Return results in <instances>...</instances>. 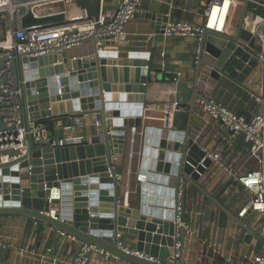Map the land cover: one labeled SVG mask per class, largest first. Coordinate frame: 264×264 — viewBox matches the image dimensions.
Wrapping results in <instances>:
<instances>
[{
  "label": "water",
  "instance_id": "1",
  "mask_svg": "<svg viewBox=\"0 0 264 264\" xmlns=\"http://www.w3.org/2000/svg\"><path fill=\"white\" fill-rule=\"evenodd\" d=\"M150 2L157 4L156 0H141L134 17L157 18L161 24L156 29L164 27L170 18V4L157 11L148 10ZM75 4L89 16L97 17L99 0H76ZM250 5V0H244L233 32L217 33L204 28L189 41L186 79L191 95L184 130L142 125L144 92L151 80L147 54L137 58L136 53L118 51L115 43L104 37H99L97 46L92 34L81 46L60 54L35 58L0 56V71L9 61L14 75L13 84L3 77L0 86L20 88L15 98L30 120L95 114L101 121L92 143L53 148L35 147L30 142L28 155L0 165V217L44 224L128 264H178L176 244L181 233L174 224L173 207L178 188L186 181L241 228L258 237L250 228L255 211L238 217L198 184L211 161L190 136L197 100H207L222 78L245 87L244 82L257 65L259 47H252L253 34L245 28ZM63 17L34 18L27 11L20 25L26 28L55 23ZM4 24L1 18L0 27ZM107 46H113V51L107 53ZM10 96V90L0 87V97ZM5 105L0 101V130L1 108ZM235 113L247 121L251 118L240 110ZM129 128L143 129V146L137 202L125 208L120 203L117 176ZM52 189L59 191V199L49 200ZM120 232L136 235L135 251L118 245Z\"/></svg>",
  "mask_w": 264,
  "mask_h": 264
},
{
  "label": "crops",
  "instance_id": "2",
  "mask_svg": "<svg viewBox=\"0 0 264 264\" xmlns=\"http://www.w3.org/2000/svg\"><path fill=\"white\" fill-rule=\"evenodd\" d=\"M207 1L156 0L157 4L150 2L147 8L158 11L163 5L170 4L169 20L199 21ZM243 2L244 0H237L235 3L228 21L227 31L235 30ZM245 20V28L253 34L255 26L263 18L248 11ZM160 24L161 20L157 18L150 20L140 16L133 17L125 26V36L118 42H114L118 51L136 53L138 54L137 58L140 54H147L145 60L148 61L151 80L146 85L144 92L143 127L163 128L161 117L164 104L175 98L181 104V112H184L185 104L188 103L191 95V86L186 79L190 64V39L165 38L161 35L150 36L156 32V28ZM107 47V53L113 51V49L110 50L113 46ZM252 47L255 49L258 47L255 40ZM173 74H176V77ZM181 77H185V79L181 80ZM262 78L263 71L257 64L244 82L245 87L222 78L216 84L210 98L219 101L234 112L240 110L248 116H252L261 109L260 105H255L251 96L256 93L255 85ZM174 89L176 90L175 94ZM82 119L83 126L74 128L66 135H86L93 138L101 125L99 116L86 114L82 116ZM95 121L99 122L98 126L95 125ZM57 131L55 130L54 135H51L47 130L45 134L46 136H63V131L60 130V134ZM190 136L208 152H217L222 149L224 167L212 166L208 168L202 174L198 184L218 201L221 199L223 201L221 203L237 215L249 198V194L233 179V174L243 173L259 166L256 160L250 156L248 146L240 136H234L220 122L207 120L197 102L190 123ZM125 140L119 176V199L126 208L133 207L137 202L139 186L137 176L143 146V129L129 128ZM183 188V218L190 227L199 230V236L190 238L184 235L180 236L178 240L180 246L177 250L178 264H224L226 256L235 255L239 260H242L250 253L261 252L264 237L253 228V222L250 224V228L258 237L250 235L225 213L226 217H222L220 215L222 211L190 183L185 181ZM204 240L218 243V248L223 255H213L211 250L202 243ZM119 241L123 247L135 251L136 235L120 232ZM144 243L146 244V242ZM0 244L8 246L7 248L0 246V264H50L49 259L52 256L62 260L73 258L81 242L71 237L60 236L55 229L33 220L20 217H0ZM10 245L12 247H9ZM25 247L34 249L36 254L20 255L19 249ZM47 249L51 250L50 257L41 260L37 254L45 255ZM91 258L92 264H128L118 259H106L97 252L92 253Z\"/></svg>",
  "mask_w": 264,
  "mask_h": 264
},
{
  "label": "built area",
  "instance_id": "3",
  "mask_svg": "<svg viewBox=\"0 0 264 264\" xmlns=\"http://www.w3.org/2000/svg\"><path fill=\"white\" fill-rule=\"evenodd\" d=\"M75 1L0 0V19H3V14H6L10 22L9 28L3 29V31L0 29L3 35V40L0 42V56L13 55L16 57L17 55H24L26 58H35L49 54H60L81 46L83 41L92 34L96 37L97 46L100 45L99 37H104L109 42H118L120 38L125 36V26L138 12L141 0H99L97 17L89 16L85 9L79 7L76 11L78 13L74 14L75 12L71 11L70 5H76ZM236 2L237 0H208L201 12L199 21L168 20L164 27L157 29L150 36L161 35L165 38L177 37L191 40L200 35L204 28L217 33L226 32ZM107 4H110L111 7H107ZM250 4L256 8L264 9V0H250ZM27 11H31L34 18L59 14L64 17L60 22L37 24L22 28L20 19L23 13ZM253 31V38L259 47L255 58L257 64L261 66L263 78L259 83H256V93L251 98L255 105L261 106V109L255 112L247 121L244 116L237 115L213 98L198 99L197 103L207 120L218 121L234 136H240L248 146L250 156L259 165L256 169L233 174V179L249 194V198L238 211L237 216L243 217L248 211H255L253 228L264 237V18L255 26ZM55 64H61V61ZM3 77L7 78L8 83L13 84L14 75L9 61L6 62V67L0 71V79ZM56 79L57 87L60 89L58 75ZM24 83L25 81H20V84ZM0 87L4 90H10L11 93L9 98L0 97V101L7 104L1 108L3 128L0 130V165L28 155L30 142L35 147L50 146L53 148L93 142L92 138L86 135H66L74 128L83 126L82 116L56 119L54 129L63 131V136H46V126L40 121L30 120L23 111V107L18 105L15 95L20 94V88L14 90L9 86L1 85ZM173 92L175 94L176 90L174 89ZM181 111L182 107L177 99L174 98L166 102L162 108V127L167 131L176 130L175 117ZM98 123V121H95V125L98 126ZM204 151H206V157L211 161V167H224L221 155L222 149L217 152H208L205 149ZM119 176H117L118 182ZM59 195L57 189H52V196L49 200L59 199ZM183 195L184 188L183 183H181L174 200V224L181 235L188 238L199 236V230L190 227L183 218ZM56 231L60 236L70 238L64 232ZM202 243L211 250L213 255H223L218 248V243L215 241L204 240ZM118 245L126 251H132L123 247L120 243ZM0 246L2 248L8 247L4 244H0ZM176 246L178 250L179 241H177ZM95 252L103 255L106 259L112 258L109 253L102 249L81 242L73 258L62 260L52 256L49 260L50 264H92L91 256ZM18 253L20 255L36 254L35 250L29 247L19 249ZM50 253L51 250L47 249L46 256L44 254L37 255L42 260L50 257ZM224 264H264V245L261 252L250 253L242 260H239L235 255L226 256Z\"/></svg>",
  "mask_w": 264,
  "mask_h": 264
},
{
  "label": "trees",
  "instance_id": "4",
  "mask_svg": "<svg viewBox=\"0 0 264 264\" xmlns=\"http://www.w3.org/2000/svg\"><path fill=\"white\" fill-rule=\"evenodd\" d=\"M249 11L255 15L260 16L261 18H264V9L263 8H256L253 5H250ZM175 12H176V10H175ZM185 107L187 109V103L185 104ZM186 109L184 112H179L176 114L175 122H174L176 129L182 130V129L186 128V125H187V111H186ZM58 118L64 119L65 117L47 118V119L40 120V122L46 126V129L50 132L51 135H54V131H55L54 122ZM219 201L223 203V201H221V199ZM220 215L224 218L226 217V215L222 212H220Z\"/></svg>",
  "mask_w": 264,
  "mask_h": 264
},
{
  "label": "rangeland",
  "instance_id": "5",
  "mask_svg": "<svg viewBox=\"0 0 264 264\" xmlns=\"http://www.w3.org/2000/svg\"><path fill=\"white\" fill-rule=\"evenodd\" d=\"M22 1H27V0H22ZM107 7H111V5L110 4H107ZM70 8H71V11L72 12H75L74 14H77L78 12H76V11H78V6H76V5H74V4H71L70 5ZM23 12V11H22ZM3 19L5 20V21H7L3 26H1V30L3 31V29H7V28H9L10 27V22H9V20H8V17H7V15L6 14H3ZM57 133L58 134H60V131H57Z\"/></svg>",
  "mask_w": 264,
  "mask_h": 264
},
{
  "label": "clouds",
  "instance_id": "6",
  "mask_svg": "<svg viewBox=\"0 0 264 264\" xmlns=\"http://www.w3.org/2000/svg\"><path fill=\"white\" fill-rule=\"evenodd\" d=\"M56 230V229H55Z\"/></svg>",
  "mask_w": 264,
  "mask_h": 264
}]
</instances>
